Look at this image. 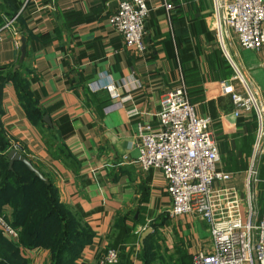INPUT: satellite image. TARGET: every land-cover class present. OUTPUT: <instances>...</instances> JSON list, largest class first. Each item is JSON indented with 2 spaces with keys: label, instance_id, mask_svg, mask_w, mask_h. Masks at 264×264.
<instances>
[{
  "label": "crops",
  "instance_id": "obj_1",
  "mask_svg": "<svg viewBox=\"0 0 264 264\" xmlns=\"http://www.w3.org/2000/svg\"><path fill=\"white\" fill-rule=\"evenodd\" d=\"M168 1L172 7L166 10L162 0H148L146 52L140 56L124 46L109 24L118 0H0V27L5 17L18 14L25 26L23 31L5 30L0 41V75L12 76L0 80L2 135L52 179L61 201L73 206L93 231L76 264H98L117 222L131 228L125 264L140 263L141 234L154 223L166 232L171 228L181 244L187 242L186 249L177 244L179 251L190 256L202 248L205 223L194 215L170 218L161 172L141 170L133 162L137 123L155 125L164 94L182 77L196 113L211 120L217 168L232 173L226 185L244 190L256 129L252 114L234 116L222 84L241 92L239 73L264 104V45L258 50L240 47L216 11L215 3L222 0ZM22 37L26 52L21 58ZM99 74L114 82L133 77L139 86L124 88L126 100L115 108L109 91L87 86ZM22 87L41 118L28 116L27 102L16 94ZM130 111L137 113L130 116ZM263 158L264 141L257 166ZM3 209L10 214L7 205ZM21 255L29 264H48V252L40 247L22 249Z\"/></svg>",
  "mask_w": 264,
  "mask_h": 264
},
{
  "label": "built area",
  "instance_id": "obj_2",
  "mask_svg": "<svg viewBox=\"0 0 264 264\" xmlns=\"http://www.w3.org/2000/svg\"><path fill=\"white\" fill-rule=\"evenodd\" d=\"M162 2L166 10L172 7L168 0ZM215 8L241 48L258 50L264 45V0H222L215 3ZM149 11L148 0H118L115 12L108 18L124 46L140 56L146 52L143 36ZM14 21L15 16L5 17L0 41L5 30L16 31ZM13 41L18 48L16 36ZM237 77L241 92L225 82L222 84L223 91L231 96L233 114L236 117L244 112L253 114L256 120L253 154L245 172L243 191L226 185L232 173L217 168L219 152L211 120L196 113L183 77L164 94L155 125L138 122L132 137L131 143L137 150L133 162L144 171L159 170L165 180L169 217L194 215L207 224L211 247L193 251L187 264H264V212L256 217L254 211L256 154L264 141V104L243 76L238 73ZM87 86L92 91H109L114 99L110 106L120 108L126 100L124 88H136L139 83L133 77L114 82L109 75L99 74ZM136 113L130 111L129 115ZM0 231L17 240L18 230L2 215ZM97 260L98 264H118L119 250L106 247Z\"/></svg>",
  "mask_w": 264,
  "mask_h": 264
},
{
  "label": "trees",
  "instance_id": "obj_3",
  "mask_svg": "<svg viewBox=\"0 0 264 264\" xmlns=\"http://www.w3.org/2000/svg\"><path fill=\"white\" fill-rule=\"evenodd\" d=\"M14 25L17 31L25 29L20 14L15 17ZM38 38L46 39L47 35H40ZM7 74L8 72L1 74L0 80L12 78ZM185 85L187 88L186 82ZM187 92L189 96L188 88ZM16 94L20 100L27 102L25 107L30 118H41L40 113H35L38 110L29 100L26 89L17 88ZM252 119L256 129L254 115ZM10 149L11 146L4 139L0 128V214L7 205L10 208V224L18 230V239L12 241L4 238L0 232V264H29L28 259L21 255V250L38 247L48 252V264H76L83 247L91 242L93 231L73 206L61 201L51 178L44 175L46 182L39 179L20 161H14L12 169H8L6 153ZM258 171L262 177L264 158ZM262 195L260 193L261 197ZM117 223L119 225L114 227L116 233L108 245L119 250L118 264H125L128 250H125L124 244L129 239L131 228ZM155 227L158 228L154 223L151 229H156ZM151 234L148 233L141 242L139 259L141 253L147 255V242L151 240Z\"/></svg>",
  "mask_w": 264,
  "mask_h": 264
},
{
  "label": "rangeland",
  "instance_id": "obj_4",
  "mask_svg": "<svg viewBox=\"0 0 264 264\" xmlns=\"http://www.w3.org/2000/svg\"><path fill=\"white\" fill-rule=\"evenodd\" d=\"M259 167V164H258ZM260 193H263L262 197ZM254 211L256 213V217H259L261 213L264 212V174L261 177L258 171L257 174V182L255 186V201H254ZM2 215L7 221L11 222L10 214H6L3 209ZM170 219V218H169ZM168 219V220H169ZM167 221V220H166ZM169 221H167L168 223ZM204 222V221H203ZM205 223V222H204ZM203 223V224H204ZM206 229V239L202 241V248L209 250L211 247V240L209 236V230L207 224H204ZM156 228V227H155ZM162 227H158L156 229H151L149 234L152 235V238L149 242H147V255L141 253L140 255V263L139 264H187L189 262V255L186 251H179L178 245H183L184 249L187 247V242L181 244V238L177 236L176 233L171 234V228L168 227V231H164ZM1 232V231H0ZM3 235V234H2ZM4 238L11 240L3 235ZM18 239V237H17ZM191 239V238H190ZM174 243V245H173ZM176 244V245H175ZM110 247V246H109ZM177 251H174V250ZM174 251V252H173ZM161 256L162 258H158ZM98 261V260H97Z\"/></svg>",
  "mask_w": 264,
  "mask_h": 264
},
{
  "label": "water",
  "instance_id": "obj_5",
  "mask_svg": "<svg viewBox=\"0 0 264 264\" xmlns=\"http://www.w3.org/2000/svg\"><path fill=\"white\" fill-rule=\"evenodd\" d=\"M21 58L25 56V45H24V38H21ZM43 120L51 125L50 119L47 115L43 116ZM7 159H8V169H12V165L14 161H20L22 162L26 168L32 172L36 177L43 181H47L46 177L40 172V170L34 166L31 161L24 156L23 154L19 153L15 148H11L7 153H6ZM151 231V228H148L146 231H144L141 234L140 241H143V239L147 236V234Z\"/></svg>",
  "mask_w": 264,
  "mask_h": 264
}]
</instances>
